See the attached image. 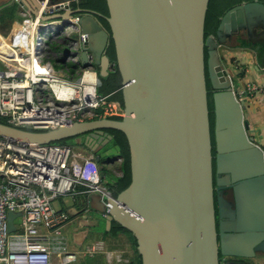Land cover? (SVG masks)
I'll list each match as a JSON object with an SVG mask.
<instances>
[{
    "label": "water",
    "instance_id": "water-1",
    "mask_svg": "<svg viewBox=\"0 0 264 264\" xmlns=\"http://www.w3.org/2000/svg\"><path fill=\"white\" fill-rule=\"evenodd\" d=\"M43 1L0 0V13L16 4L18 11L36 14ZM106 4L111 36L96 17L102 14L87 8L70 6L43 19L81 15L86 35L81 62L87 66L92 55L103 80L110 73L106 48L112 38L121 77V119L102 117L50 129L0 121V136L35 144L79 138L99 162L103 155L114 160L110 151L98 154L113 139L104 130H120L129 146L131 180L116 196L119 204L101 216L106 230L114 221L132 234L141 264H264V150L249 134L239 75L222 53L227 40L242 30L247 36L256 27L264 33V3L245 1L230 8L207 37L209 0ZM256 70L264 74V66ZM88 203L100 214L105 210L99 194H90ZM17 215L8 212L9 231L15 230ZM90 232L80 227L72 233L73 242L85 245Z\"/></svg>",
    "mask_w": 264,
    "mask_h": 264
},
{
    "label": "built area",
    "instance_id": "built-area-1",
    "mask_svg": "<svg viewBox=\"0 0 264 264\" xmlns=\"http://www.w3.org/2000/svg\"><path fill=\"white\" fill-rule=\"evenodd\" d=\"M71 2L49 4L45 0L36 14L21 9V21L9 34H2L8 43L6 53L0 52V120L22 128L50 129L93 117L124 115L123 108L109 95L98 93L100 80L92 65V55L88 53L87 66L81 62L86 40L79 25L81 15L43 19L67 11ZM53 40L58 50L51 47ZM54 61L63 65L60 72L55 70ZM86 71L96 75L91 84L82 80ZM88 86L94 90L88 91ZM263 87L264 84L251 82L244 93ZM121 161L118 156L119 164L113 166L115 174L121 175ZM81 193L101 196L105 206L103 217L114 204H119L102 179L92 152L77 151L69 144H35L1 135L0 264L75 261L78 252L68 250L63 233L72 221L71 215L65 209L55 208L53 201ZM9 211L19 212L13 219V231L8 230ZM80 253H103L108 263L127 261L121 252L107 250L97 240L81 246Z\"/></svg>",
    "mask_w": 264,
    "mask_h": 264
},
{
    "label": "crops",
    "instance_id": "crops-1",
    "mask_svg": "<svg viewBox=\"0 0 264 264\" xmlns=\"http://www.w3.org/2000/svg\"><path fill=\"white\" fill-rule=\"evenodd\" d=\"M21 11L19 10L17 14L21 15ZM20 21L21 20H14L12 22L9 33L11 32L12 28H14L16 24ZM241 40L264 45V33L261 31V29L257 27L252 30L250 36H247L246 31H242L240 34L233 35L232 37H230L227 41V46L223 47L222 49L223 55L228 58L231 62V66L229 67L233 70L236 75H239L237 76L236 80L239 84V92L241 94V98L244 99L246 105V119L248 123L249 134L253 138V141L264 150V87L261 90L259 89L247 91L246 93H244V90H246V86L251 82H254V84L256 85L264 84V74L256 70V67H260L262 69V66H264V49L262 50L263 52L260 53L259 48L257 46H253L252 48H244L242 46H239V41ZM53 42L56 41L53 40L51 43ZM233 67H236V69H233ZM90 73H92L90 77H92V79H95L96 77L94 73L91 71ZM85 76L88 77V73H86ZM113 102L122 107V105L118 101L113 100ZM75 141L79 142L80 139L75 138ZM78 147L83 153V150H87L84 149L85 147ZM113 149L116 150V148ZM108 151L109 150L105 151L104 154H106ZM110 163L111 162H109V164L107 163L109 166V171L111 172L112 170L110 177L120 176L119 174L114 173L115 167H113V165H110ZM89 195L90 194L81 193L76 195L75 197H71L69 195L61 196L55 200L56 207L65 209L70 213L72 218L71 223L78 224L79 228H83L84 226L86 227L88 225V221L86 220L85 215L82 214V210L85 205H89ZM86 213L90 214V217L93 218V226L89 228L93 229V231L96 232L98 228H100V219H102V222L104 224V218L101 216L102 214L90 208L89 206L86 208ZM81 218H84V220H82ZM79 228H77L76 230H78ZM96 240L101 241L104 247L107 249V243L102 239V237H97ZM116 240H119V242H125V249L129 250L128 254L126 255L130 257L132 255V251L129 248L131 240L130 237L125 234H119L116 237ZM113 251L121 252L117 250ZM80 264H107V262L103 253H97L93 256L90 255L89 259L82 261Z\"/></svg>",
    "mask_w": 264,
    "mask_h": 264
},
{
    "label": "trees",
    "instance_id": "trees-1",
    "mask_svg": "<svg viewBox=\"0 0 264 264\" xmlns=\"http://www.w3.org/2000/svg\"><path fill=\"white\" fill-rule=\"evenodd\" d=\"M248 2L252 0H209L208 9L206 13L205 18V27H204V36L207 37L211 34H215L217 26L220 22L221 17L225 14L227 10L230 8L242 4L243 2ZM264 3L263 0H259ZM72 8H87L94 11L99 12L102 14L101 16H96L98 20L101 22V25L103 28H105L109 33V25L106 21L104 16H108V8L106 4V0H79V1H72L71 3ZM18 12V6L16 4H13L5 9H3L0 13V32L3 35H7L9 33V30L11 28V21L14 19L15 15ZM15 20L16 17H15ZM244 31V30H242ZM241 31V32H242ZM6 32V33H5ZM240 32V33H241ZM228 41V40H227ZM113 43V40H111ZM239 46H242L244 48H252L253 46H257L259 48L260 53L263 52L264 45L258 44V43H252L249 41H239ZM51 47L55 50L59 49L58 44L52 43ZM112 49V48H111ZM206 53V52H205ZM113 56V60H115V55L113 52H111ZM207 58V54H205V59ZM223 61L229 63V59L226 58L223 55ZM99 78V77H98ZM100 80V86H98V89L102 90L103 93L100 94H107L109 95L110 100H116L122 105V96L120 92V83H121V77L119 74V71L117 69L113 70L109 77L105 80L99 78ZM207 89H208V98H209V109L213 108L212 104V92L210 83L207 78ZM113 119H121V117H110ZM91 119H97V117H93ZM90 119V120H91ZM0 121L6 122L5 120L1 119ZM210 126L211 129H213V114L210 115ZM109 134L112 135L113 139L111 141V144L114 145L118 151L119 156L122 158L120 169H121V175L116 177H111L107 181L108 188L112 191V193L117 196L118 193L123 190L125 187H127L131 180V173H130V167H129V146L127 139L123 132L116 129H109ZM74 138H70L67 140H60L56 143L60 144H68L70 141L74 140ZM214 153V150H213ZM102 232V239L106 241L107 250H117V249H125L126 244L125 242H119V240H116V237L119 234H125L128 237H130V246L129 248L132 251V255L128 257L127 261L120 262L118 264H141V257L136 249V241L135 238L132 236L130 232H128L126 229H124L122 226H120L117 222H112V226L109 230L105 229V225L103 224L101 228ZM104 255V254H103ZM107 262V260H106ZM108 263V262H107Z\"/></svg>",
    "mask_w": 264,
    "mask_h": 264
},
{
    "label": "rangeland",
    "instance_id": "rangeland-1",
    "mask_svg": "<svg viewBox=\"0 0 264 264\" xmlns=\"http://www.w3.org/2000/svg\"><path fill=\"white\" fill-rule=\"evenodd\" d=\"M15 17H16L17 20H21L22 19V16L20 14H16ZM15 17L11 21V23L15 20ZM65 49L66 48H63V51H65ZM67 65L69 66V63L68 62H67ZM62 67H63L62 64L55 63V61H54V68H55L56 71H59L60 72L62 70ZM78 75H80V72L77 73V74H75L74 77H77ZM98 93H103V92H102V90L98 89ZM68 144L69 145H72L75 150H77V151L80 150L81 151V149H79V147H78V146H80V142L75 141V139L72 140V141H70ZM112 158L115 159V153H113ZM111 161L112 160H110L109 157L103 155V156H101L99 162H97L98 163V166H99V169H100V172H102V171L104 172V176H102V179L105 182H107L111 178L110 175H111L112 170L110 172L109 171V166H108L109 162H111ZM53 206L55 208H57L56 207L55 200L53 201ZM59 209H61V208H59ZM85 218L88 221L87 227H92L93 226L92 225L93 218L90 217V214H87L85 212ZM70 223L66 227L63 228V233H64V235L66 236V239H67V248H68V250L78 252L77 259L75 261H73L71 264H80L82 261L89 259L90 255L80 253L81 246L80 245H77V244H75L73 242L72 233H74L75 230L77 228H79V226L76 223H71V224ZM102 225H103V222L101 223L100 228L96 232H90L88 234V236H87V238L85 239L84 242L85 243H89V242L95 241L97 237H102V232H101ZM117 251H121L122 254L128 259V256L126 254H128L129 250H126V249L123 248V249H117ZM107 264H118V263H117V261L112 260L111 263H107Z\"/></svg>",
    "mask_w": 264,
    "mask_h": 264
},
{
    "label": "flooded vegetation",
    "instance_id": "flooded-vegetation-1",
    "mask_svg": "<svg viewBox=\"0 0 264 264\" xmlns=\"http://www.w3.org/2000/svg\"><path fill=\"white\" fill-rule=\"evenodd\" d=\"M109 35L111 36L110 29H109ZM110 36H109V43H108L107 48H106V55H108V57H109V67L108 68H109V71L111 73L113 70L117 69V67H116V61L113 60V56L111 54V52H113V54L115 55V49H114V43L111 42L112 38H110ZM95 69H96V71H98V68L97 67H95ZM110 73H109V75H110ZM94 75H95V73H94ZM95 77H96V75H95ZM210 111H211L210 112V115H212V109H210ZM108 130L109 129H105L104 132L107 135H111V134H109V131ZM92 147H94L96 149L97 148V145H95V146L93 145ZM113 148H116V147L114 145H112L111 142H110L109 144H107L105 146V149H103L102 151H100L98 154L102 155L107 150H109L112 154L115 153V159L110 163V165L116 166V165L119 164V163H117V158H118L119 154H118L117 149L115 150ZM84 149H86V148H84ZM213 150H214V148H213ZM88 152H91V151L88 150ZM94 157H95V154H94ZM226 192H227V197L230 196V191L228 189L226 190Z\"/></svg>",
    "mask_w": 264,
    "mask_h": 264
},
{
    "label": "bare ground",
    "instance_id": "bare-ground-1",
    "mask_svg": "<svg viewBox=\"0 0 264 264\" xmlns=\"http://www.w3.org/2000/svg\"><path fill=\"white\" fill-rule=\"evenodd\" d=\"M7 43H8L7 38L4 37V36L1 34V32H0V52H5V53H6V51H5V46H6ZM86 73H88V77L85 76ZM90 75H92V73H90V71H86V72L84 73V77H83L82 80H83L84 82L89 83V84L93 83L94 79H92V77H90ZM87 90H88V91H93L94 88H93V86H88Z\"/></svg>",
    "mask_w": 264,
    "mask_h": 264
},
{
    "label": "clouds",
    "instance_id": "clouds-1",
    "mask_svg": "<svg viewBox=\"0 0 264 264\" xmlns=\"http://www.w3.org/2000/svg\"><path fill=\"white\" fill-rule=\"evenodd\" d=\"M72 3V2H71ZM71 7H72V5H71ZM92 65H93V63H92ZM94 67V66H93ZM94 69H95V67H94ZM96 70V69H95ZM97 72V71H96ZM97 74V73H96ZM98 76V75H97ZM80 146H82L81 144H80ZM83 151H85V150H83ZM86 152H88V150H86Z\"/></svg>",
    "mask_w": 264,
    "mask_h": 264
}]
</instances>
